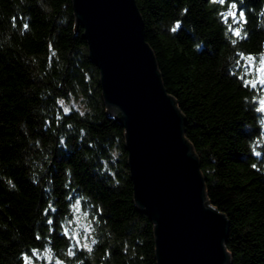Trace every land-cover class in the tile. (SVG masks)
I'll return each mask as SVG.
<instances>
[{"label":"trees","instance_id":"obj_1","mask_svg":"<svg viewBox=\"0 0 264 264\" xmlns=\"http://www.w3.org/2000/svg\"><path fill=\"white\" fill-rule=\"evenodd\" d=\"M136 3L208 202L229 220L230 264H264L262 90L245 73L264 52V0ZM83 35L72 0H0V264H157Z\"/></svg>","mask_w":264,"mask_h":264},{"label":"water","instance_id":"obj_2","mask_svg":"<svg viewBox=\"0 0 264 264\" xmlns=\"http://www.w3.org/2000/svg\"><path fill=\"white\" fill-rule=\"evenodd\" d=\"M108 114L125 129L135 203L157 264H230L227 216L210 205L186 119L166 90L136 0H72Z\"/></svg>","mask_w":264,"mask_h":264},{"label":"rangeland","instance_id":"obj_3","mask_svg":"<svg viewBox=\"0 0 264 264\" xmlns=\"http://www.w3.org/2000/svg\"><path fill=\"white\" fill-rule=\"evenodd\" d=\"M233 17V16H232ZM235 18V16L233 17ZM237 20V19H236ZM264 57V52L257 56V57H253V61L251 63H249V61L246 59V63H245V73H246V76L248 75V78L250 79L251 81V84L252 83H255L256 86H258L260 88V90H262V99L261 101H264V84H261L259 83V81L261 79H264V73H260L258 71V69L260 68V59ZM264 107V105H262L261 103V108ZM264 113V111H263ZM82 226L81 229H88V224H83V225H80ZM78 229V228H77ZM37 255V253H36ZM46 258L48 259V256H46Z\"/></svg>","mask_w":264,"mask_h":264},{"label":"snow or ice","instance_id":"obj_4","mask_svg":"<svg viewBox=\"0 0 264 264\" xmlns=\"http://www.w3.org/2000/svg\"><path fill=\"white\" fill-rule=\"evenodd\" d=\"M219 2H220V3H224V0H219ZM236 7H237V5H236L235 3L231 4V5H230V9H229V11L225 14V17H226V18H227L228 16H233V17H234V16H235V12L232 11V10H234ZM240 17H241V19L243 18V13L240 14ZM179 27H180V25L177 24L176 27H174V28L172 29V31H176V29L179 28ZM236 34L239 35L238 32H237ZM245 59H247V60L249 61V63H251V62L253 61L254 58H253V57H246ZM258 71H259L260 73H264V57H262V58L260 59V68L258 69ZM259 83L264 84V79H261V80L259 81ZM252 86L255 87V86H256L255 83H252ZM261 103H262V105H264V101H261ZM258 110L264 111V107H262L261 109H258Z\"/></svg>","mask_w":264,"mask_h":264}]
</instances>
